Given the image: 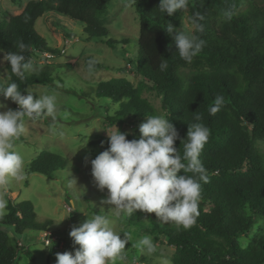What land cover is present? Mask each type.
<instances>
[{
    "label": "trees",
    "instance_id": "16d2710c",
    "mask_svg": "<svg viewBox=\"0 0 264 264\" xmlns=\"http://www.w3.org/2000/svg\"><path fill=\"white\" fill-rule=\"evenodd\" d=\"M111 1L30 0L19 14L7 20L0 18V49L4 54L17 51L15 45L22 40L27 45L23 54L31 59L34 50L59 52L47 46L34 28L36 20L46 13L79 21L85 40L111 45L113 40L108 37L104 18ZM159 3L160 0L132 1L139 15L135 74L141 83L113 77L100 81L95 93L118 104L114 115L107 117L110 122L146 119L148 115L171 120L180 137L174 146L181 155L188 127L197 122L195 115H201L200 122L210 129L199 157L208 182H200L196 224L185 230L174 223L152 220L153 237L165 236V241L174 247L172 264H264V234L252 238L245 247L237 242L238 236L251 230L254 216H264V155L257 144L264 141V0H188L186 9L171 16L159 12ZM225 10L232 11L231 20L224 17ZM196 13L203 16L198 21L203 25L202 32L196 31L192 23ZM183 16L193 25L190 33L181 27ZM169 23L206 42L190 63L180 58L174 34L165 29ZM164 59L167 68L161 71L159 64ZM4 67L7 84L17 83L24 95L30 85L48 84L51 80L49 64L26 72L23 80L12 73L10 63L5 61ZM98 67L95 63L94 68ZM144 83L150 84L160 97L162 113L142 96ZM218 95L224 97V104L211 114ZM11 103L12 109L18 108ZM118 130L128 132V140L140 138L138 129ZM92 143L99 146L100 153L109 147L105 136ZM61 167L62 161L55 153L42 150L27 169L49 175ZM183 174L184 170L178 173ZM139 212L136 211V221ZM34 217L30 201L7 202L6 212L0 216V264H16L20 249L9 242L7 226L17 234L27 229H47V222L45 226L38 225Z\"/></svg>",
    "mask_w": 264,
    "mask_h": 264
},
{
    "label": "rangeland",
    "instance_id": "374dc122",
    "mask_svg": "<svg viewBox=\"0 0 264 264\" xmlns=\"http://www.w3.org/2000/svg\"><path fill=\"white\" fill-rule=\"evenodd\" d=\"M28 1L0 0V18L7 20L10 15L19 14ZM132 1L112 0L104 14L109 29L108 37L113 40L111 45L100 40H85L82 23L63 15L46 13L34 24L44 43L59 52L34 50L32 60L35 70L31 72L49 64L52 69L51 80L48 84L30 85L28 92H33L34 96L37 93L54 94L57 97L56 125L59 131H51L53 122L50 117L44 116L37 121L25 118L24 131L15 141L14 147L24 158L26 178L21 182L10 180L8 191L0 193V196L7 202L30 201L35 212L34 222L41 226L47 222V229L61 236L64 243L61 247L56 244L45 245L41 241L40 231L27 229L17 234L12 227L7 226L9 242L20 247L16 264H56L57 253L74 252L73 241L69 236L72 226H78L86 220V215L90 217L100 211L108 212L112 207L101 204V200L107 196V189L101 192L95 186L90 161L85 163L84 158L90 154V158L94 159L100 154L99 146L92 142L102 136L108 137L107 131L111 133L123 127L133 132L146 120L110 122L107 117L114 115L118 104L96 95L94 90L100 81L113 77H124L134 84L141 83L135 74L139 15ZM181 27L189 33L193 29L186 16L181 19ZM3 55L0 52V60ZM86 58L95 60L99 67L88 71ZM7 82L3 62L0 63V85H7ZM142 96L157 112L162 113L160 97L150 84H143ZM0 103L12 108L11 101H5L2 95ZM257 144L264 155V141H258ZM42 150L55 153L62 161V167L49 175L28 171L29 162ZM73 179L76 184L69 182ZM5 212L6 208L3 214ZM136 216L138 214L134 212L116 221L113 224L114 230L127 232L132 242L143 235L152 236L157 252L141 254L132 247L130 241L125 246L126 259L117 260L116 264H161L162 258H167L172 264L174 247L165 241V236L153 237L152 220L160 222L155 213L140 211L138 221L135 220ZM261 234H264V216L256 215L249 233L238 236L237 242L245 247L252 238L257 239ZM120 236L124 238V233H120Z\"/></svg>",
    "mask_w": 264,
    "mask_h": 264
},
{
    "label": "clouds",
    "instance_id": "9594fccd",
    "mask_svg": "<svg viewBox=\"0 0 264 264\" xmlns=\"http://www.w3.org/2000/svg\"><path fill=\"white\" fill-rule=\"evenodd\" d=\"M188 7V0H160L157 7L160 13L173 15L177 10ZM224 17L232 19V11L225 10ZM203 16L196 13L192 23L196 31L202 32L203 25L198 23ZM166 31L173 35L178 54L186 62H191L205 45L199 36L176 29L172 24ZM15 47L17 51H7L0 63H10L12 73L21 80L26 72L35 70V63L23 53L27 45L21 40ZM4 50L0 49V52ZM95 60L87 61L88 71H92ZM167 68L166 59L159 64L161 71ZM15 82L0 85V95L4 100H11L17 109L8 108L0 103V193L7 192L10 180H25V161L15 150V141L24 131L25 118L37 121L44 116L52 120L51 131L57 133V97L54 94H22ZM224 104L223 96H216L210 113L215 114ZM196 123L188 127L186 139H183V155L174 143L180 139L179 133L171 120L160 115H148L138 126L139 139L128 140V132L108 133L109 147L94 159L85 156V163L90 161L91 175L95 186L107 196L102 205L112 206L108 212L93 213L78 226H72L69 236L73 241L74 252L56 254V264H116L124 261L125 246L130 240L127 232H117L113 224L130 216L137 210L155 213L161 223H174L178 229H190L196 224L198 205L201 198V181L207 183V171L200 160L204 145L208 142L210 129L200 121L201 115L194 117ZM62 135V133H60ZM88 142V141H87ZM85 147V146H84ZM184 170L183 175H178ZM191 173L192 175H188ZM75 183V179L69 181ZM7 206V201L0 196V215ZM75 206V205H73ZM103 209V208H101ZM120 233H124L121 238ZM132 242V241H131ZM78 245V247H76ZM141 254L151 255L157 247L150 235H143L132 242ZM161 264H170L167 258Z\"/></svg>",
    "mask_w": 264,
    "mask_h": 264
},
{
    "label": "built area",
    "instance_id": "2783aa9c",
    "mask_svg": "<svg viewBox=\"0 0 264 264\" xmlns=\"http://www.w3.org/2000/svg\"><path fill=\"white\" fill-rule=\"evenodd\" d=\"M40 232H41V241L45 245L51 246L52 244H56L59 247L62 246V243H63L62 238L57 233L53 232L50 229H45V230H42Z\"/></svg>",
    "mask_w": 264,
    "mask_h": 264
}]
</instances>
